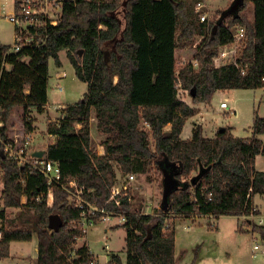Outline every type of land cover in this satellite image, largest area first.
<instances>
[{"label": "trees", "instance_id": "1", "mask_svg": "<svg viewBox=\"0 0 264 264\" xmlns=\"http://www.w3.org/2000/svg\"><path fill=\"white\" fill-rule=\"evenodd\" d=\"M192 3L78 0L64 5L58 24L48 28L45 46L6 55L9 45L0 44L5 140L21 129L12 131L7 124L15 108L22 110L23 130L32 131L30 109L41 112L46 106L48 61L53 59L60 67V51H66L76 77L87 86L82 99L62 109V118L47 123L46 132L54 140L46 153L58 163L62 181L74 179L88 190V201L99 205L108 201L107 209L125 216L123 224L115 226L125 229V263L111 254L106 264H178L175 232L165 229L167 220L247 216L253 209V197H264V172L255 167L256 156H264V141L259 140L264 134V117L254 114L247 138L236 137L225 128L208 139L202 126L196 125L191 137L182 140L184 125L197 110L178 99L179 87L194 105L209 103L217 91L264 88V0H242L235 13L223 10L209 26L199 22ZM249 6L253 8L251 19ZM234 26L246 30L239 64L215 68L212 57L220 46L232 42ZM202 36L193 55L197 66L188 62L177 70L178 42L185 44ZM108 43L113 47L105 62ZM92 115L105 135L102 155L92 149ZM113 163L126 177L149 172L153 166L161 175V185L162 168L167 165L179 182L169 195L168 209L143 214L129 183L110 201L117 184ZM0 184V219L6 222L0 227V259L9 257L12 242H30L35 236L36 264H96L87 245L73 248L83 235L77 226L79 211L69 204L62 188L53 187L48 196L42 175L20 169L1 153ZM11 208L19 211L7 219L5 209ZM52 214L63 220L57 231L48 228ZM251 225L252 232L264 241V225Z\"/></svg>", "mask_w": 264, "mask_h": 264}, {"label": "rangeland", "instance_id": "2", "mask_svg": "<svg viewBox=\"0 0 264 264\" xmlns=\"http://www.w3.org/2000/svg\"><path fill=\"white\" fill-rule=\"evenodd\" d=\"M17 0H0V44L11 45L14 42V26L8 21L7 16L13 13L14 3ZM233 0H210V17L214 20L219 12L228 9ZM193 6V3L191 4ZM121 13V8L118 9ZM248 18L253 17V8L249 6L247 10ZM120 20H123L122 14H119ZM198 38L189 43L178 42L176 49V68L179 70L187 61L191 60L196 52V44ZM113 45L105 44L104 55L109 60L110 50ZM61 66L57 67L53 59L48 61V89H47V105L48 108L57 104H73L82 99L83 94L87 90L84 82L80 81L74 72L67 56L66 51L62 50L58 53ZM27 61V58H22ZM6 68H10L7 66ZM114 81L116 79L114 78ZM58 88H61L59 90ZM178 99L190 103L189 94L178 88ZM227 104L226 110L220 109V103ZM230 110L234 111L231 113ZM10 114L7 122L12 131L22 127V110ZM47 111V110H46ZM59 111V110H58ZM199 116L195 120L204 125L206 135L212 134L220 127L230 128V132L239 138H247L251 135V126L254 114L264 117V88L258 89H235L226 91H217L211 98L209 104L199 111ZM49 114L44 112L41 115L34 110L29 114L34 131L33 138L40 145L48 144L53 141L47 138L46 125L53 122V118L59 116V113L53 109L49 110ZM33 119V120H32ZM193 121L188 120L185 125L186 132H190L193 127ZM97 122L92 115L90 120V135L92 139V149L97 153L103 147L101 143L105 140V135L96 126ZM197 125V123H196ZM194 125V126H196ZM147 128V127H146ZM167 128H169L167 126ZM22 131V130H21ZM37 134V135H36ZM259 140L264 141V134L259 136ZM153 145V141H151ZM116 174V183L125 186L129 183L133 190L135 203L140 207L142 213H156L161 209L162 204V185L161 175L153 168L149 167V172L132 174L134 179L131 181L123 175L113 163ZM264 172V156L259 157L257 162ZM2 185L0 184V192ZM24 202V199H22ZM256 207H255V206ZM254 207L259 211V215H264V197H254ZM3 209L0 200V210ZM18 209H5L7 219H13ZM248 218L236 216H220L213 218L203 216L192 220L191 218L173 217L168 220L170 228L175 232V255L181 257L180 262L184 264H264V255L258 254L255 258L251 256L252 239L255 238L257 243L264 248V242L260 240L257 233L252 234V225L247 222ZM257 221V220H256ZM253 222V221H252ZM118 220H112L109 223H97L90 227L81 238L76 240L73 248L87 244L91 253L95 256L96 264H106L109 259V253L119 254L123 260L125 258V229L118 227ZM123 222L120 223L122 225ZM6 225L0 219V227ZM22 227V225L17 224ZM254 225H257L254 222ZM248 229V232L244 228ZM243 228V229H241ZM105 229H108L105 231ZM37 239L34 236L32 242H14L12 252L19 251L24 254L21 264H35V252L33 250V242ZM17 254H19L17 252ZM73 255V254H72ZM8 259V258H7ZM12 261L18 260L11 259ZM98 260V261H97ZM0 264H14L6 259H0Z\"/></svg>", "mask_w": 264, "mask_h": 264}, {"label": "built area", "instance_id": "3", "mask_svg": "<svg viewBox=\"0 0 264 264\" xmlns=\"http://www.w3.org/2000/svg\"><path fill=\"white\" fill-rule=\"evenodd\" d=\"M76 1L78 0H17L14 3L13 13L7 16L8 21L14 26V42L9 45L6 55L20 52L23 49L45 46L48 28L50 26L55 27L58 24L65 4L75 3ZM208 1L209 0H193V12L196 14L199 22L206 23L207 26L211 25L213 22L210 17V4ZM231 35L232 42L220 46L216 54L212 57L213 67L219 68L226 65L238 66L246 30L244 27L234 26L231 29ZM203 38V36L198 38V42ZM188 62H191L195 67L197 66V62L194 61V59L187 61V63ZM58 89L61 90V88ZM227 107L225 102L220 103L221 109L226 110ZM1 112L2 110L0 108V153L20 167V169L25 168L29 173L34 172L42 175L47 182L48 196L51 194L53 187L62 188L67 194L69 204L79 211L77 226L81 229L83 234L97 223H109L115 219L118 220V224L116 225H120L121 222L125 221L124 215L117 214L107 209L105 204H107L108 201L103 205L88 201L86 198L88 190L83 185H79L74 179L71 178L62 181L58 163L49 160L47 153L40 157L33 156L35 152L42 151V149L35 146L32 132L26 133L22 127L12 138L5 140L4 136H6L7 133L3 132L5 123L2 120ZM230 112L234 113L232 110H230ZM128 179L132 181L134 176L129 175ZM182 181H185V179L182 178ZM123 187L124 186L116 184L111 190L109 200L112 201L114 197L119 195ZM257 211L258 210L253 206L252 212L243 217L248 218L246 221L249 223L254 224V222H256L257 225L263 226L264 215L260 216L256 214L255 212ZM169 226L170 222L167 220L165 229H169ZM258 254L264 255V248L253 238L251 256L255 258Z\"/></svg>", "mask_w": 264, "mask_h": 264}, {"label": "crops", "instance_id": "4", "mask_svg": "<svg viewBox=\"0 0 264 264\" xmlns=\"http://www.w3.org/2000/svg\"><path fill=\"white\" fill-rule=\"evenodd\" d=\"M210 1V0H209ZM208 1V2H209ZM210 4V3H209ZM251 19V18H250ZM176 55V54H175ZM192 59H193V57H192ZM8 69V68H7ZM116 79V78H115ZM185 102V101H184ZM186 103V102H185ZM189 106H191V107H193V108H195L196 110H197V114L195 115V116H193V117H191L190 119H188V120H192L193 122V127H192V129L195 127L194 125H196V123H197V125H201L202 126V128L204 127V125L203 124H200L199 122H197V120H195L196 119V117H198L199 116V111H201L206 105H207V103H201V104H197V105H194V104H192L191 103V100H190V103H187ZM209 104V103H208ZM66 105H68V104H57V105H54V106H51L50 108H48V105L46 104V106L43 108V110L41 111V112H37L35 109H30V112H29V114H31V112L32 111H36L37 113H38V115H41V114H43L44 112H46V114H47V116L48 115H50L49 114V110L50 109H53L54 111H56V112H58L59 113V116H57V117H54L53 118V121H58L60 118H62V109L66 106ZM220 105V104H219ZM220 107V106H219ZM17 109H20V108H15L14 110H13V112L15 113V112H17L16 110ZM221 109V108H220ZM47 110V111H46ZM59 110V111H58ZM221 110H225V109H221ZM51 116V115H50ZM33 120V119H32ZM187 120V121H188ZM186 121V122H187ZM185 125H186V123H185ZM185 125H184V127H183V130H182V133H181V135H180V137H181V139L182 140H187V139H189L190 137H191V134H192V129H191V131L190 132H186V130H185ZM32 127H33V124H32ZM77 128H80V126L79 125H77L76 126ZM224 128H227V129H229L230 130V128H228V127H224ZM21 129H22V127H21ZM34 131V127H33V129H32V134H34L35 132H33ZM216 133H217V131L216 132H214L213 134H212V136H207L206 135V133H205V129L203 128V135H204V137L205 138H208V139H213L214 137H215V135H216ZM37 135V134H36ZM47 138L48 139H52V136L51 135H49V134H47ZM53 140H54V137H53ZM50 142H48V144H49ZM48 144H44V145H40L39 146V143L35 140V146H37V148H41L42 149V151H46L47 150V146H48ZM104 153V150H103V148L101 149V150H98L97 151V154L98 155H102ZM260 156H262V155H257L256 156V158H255V167H256V169L258 170V171H260L261 169L259 168V167H257V162L259 161V157ZM1 193V192H0ZM255 196H258V195H255ZM254 196V197H255ZM254 197H253V199H252V202H253V205H254ZM255 206V205H254ZM256 207V206H255ZM143 214H146V215H149L148 213H143ZM150 214H152V213H150ZM241 217V216H240ZM244 228V227H243ZM243 228H241V229H243ZM110 229H112V230H114V229H116L115 227L114 228H110ZM245 230H246V232H248V229L247 228H244ZM108 229H105V231H107ZM84 236V235H83ZM82 236V237H83ZM34 238V237H33ZM33 238H32V240H33ZM81 238V237H80ZM32 240L30 241V242H32ZM13 243L14 242H12L11 244H10V255H9V257H8V259H6L7 261L9 260V262H13L14 264H21L20 263V261L19 260H21L22 261V258L24 259V254L23 253H20L19 251H15L14 253L12 252V245H13ZM34 244H33V250H34V252H35V254H36V256H35V259H34V261H35V264H36V257H37V241L36 242H33ZM84 245V244H83ZM85 245H87L88 246V244H87V241L85 242ZM88 248H89V246H88ZM17 252L19 253V254H17ZM112 254H115V253H112ZM110 255H111V253H109V257H110ZM120 258H121V260H122V262L123 263H125V259H126V252H125V258H124V260H123V258L119 255V254H117ZM14 256V259H18V260H14V261H12L11 259H12V257ZM95 257V256H94ZM178 259V262H179V260L181 259V257H179V258H177ZM98 261V260H97ZM108 261H109V259H108ZM180 264H184V262L182 261V262H180ZM189 264V263H188Z\"/></svg>", "mask_w": 264, "mask_h": 264}, {"label": "water", "instance_id": "5", "mask_svg": "<svg viewBox=\"0 0 264 264\" xmlns=\"http://www.w3.org/2000/svg\"><path fill=\"white\" fill-rule=\"evenodd\" d=\"M242 0H233L231 6L228 8L227 13L233 14L236 12L237 7L241 4ZM105 62H108V58L104 55ZM224 127H220L218 132L224 131ZM46 151H37L33 154L35 157H40L44 155ZM2 157L3 154H1ZM171 167H175L174 164H170ZM166 165L162 168V204L161 209L166 211L168 209V198L172 191H174L178 186L179 182L176 180L171 171L168 170ZM63 225V220L58 214H52L48 219V228L52 231H57Z\"/></svg>", "mask_w": 264, "mask_h": 264}]
</instances>
